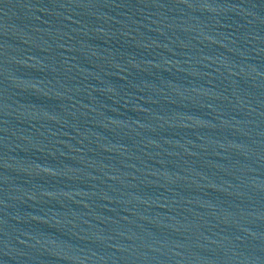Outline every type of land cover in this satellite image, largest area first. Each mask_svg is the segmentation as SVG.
<instances>
[{
  "label": "water",
  "instance_id": "95a60500",
  "mask_svg": "<svg viewBox=\"0 0 264 264\" xmlns=\"http://www.w3.org/2000/svg\"><path fill=\"white\" fill-rule=\"evenodd\" d=\"M264 150V0H0V264H119Z\"/></svg>",
  "mask_w": 264,
  "mask_h": 264
}]
</instances>
